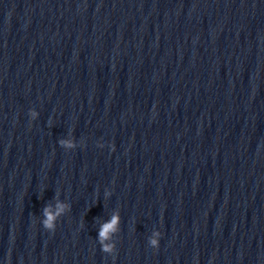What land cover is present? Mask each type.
I'll return each mask as SVG.
<instances>
[{"label":"water","instance_id":"water-1","mask_svg":"<svg viewBox=\"0 0 264 264\" xmlns=\"http://www.w3.org/2000/svg\"><path fill=\"white\" fill-rule=\"evenodd\" d=\"M0 264H264V0H0Z\"/></svg>","mask_w":264,"mask_h":264},{"label":"clouds","instance_id":"clouds-1","mask_svg":"<svg viewBox=\"0 0 264 264\" xmlns=\"http://www.w3.org/2000/svg\"><path fill=\"white\" fill-rule=\"evenodd\" d=\"M52 219H53V218H52L51 216H48V221H51ZM115 222H116V221L113 220V223H115ZM45 226H46V227L49 226L47 221L45 222ZM111 226H112L111 224H108V225L104 228V232H107L108 229H109ZM101 235H103V233H101ZM153 243H155V242L153 241Z\"/></svg>","mask_w":264,"mask_h":264}]
</instances>
